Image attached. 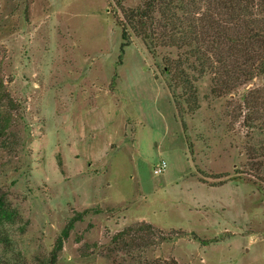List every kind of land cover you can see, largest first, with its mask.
Listing matches in <instances>:
<instances>
[{
    "label": "rangeland",
    "instance_id": "rangeland-1",
    "mask_svg": "<svg viewBox=\"0 0 264 264\" xmlns=\"http://www.w3.org/2000/svg\"><path fill=\"white\" fill-rule=\"evenodd\" d=\"M144 2L0 0V264H264V75L179 117Z\"/></svg>",
    "mask_w": 264,
    "mask_h": 264
},
{
    "label": "trees",
    "instance_id": "trees-1",
    "mask_svg": "<svg viewBox=\"0 0 264 264\" xmlns=\"http://www.w3.org/2000/svg\"><path fill=\"white\" fill-rule=\"evenodd\" d=\"M121 12L120 53L127 46V27L153 57L162 48L180 52L175 60H162V74L179 117L199 108L195 82L205 75L214 97L232 94L264 75V0H145L134 9L121 7ZM2 203L0 198V209ZM91 212L98 210L85 209L68 220L52 250V264L74 224ZM131 231L116 234L114 242H122Z\"/></svg>",
    "mask_w": 264,
    "mask_h": 264
},
{
    "label": "built area",
    "instance_id": "built-area-1",
    "mask_svg": "<svg viewBox=\"0 0 264 264\" xmlns=\"http://www.w3.org/2000/svg\"><path fill=\"white\" fill-rule=\"evenodd\" d=\"M165 168H166V163H165V161H161V162H159V163L156 165L154 172H155L156 174H161L162 172L165 171Z\"/></svg>",
    "mask_w": 264,
    "mask_h": 264
}]
</instances>
